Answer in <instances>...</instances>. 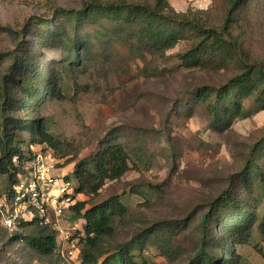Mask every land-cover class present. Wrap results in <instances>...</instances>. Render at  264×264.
<instances>
[{
  "label": "rangeland",
  "instance_id": "obj_1",
  "mask_svg": "<svg viewBox=\"0 0 264 264\" xmlns=\"http://www.w3.org/2000/svg\"><path fill=\"white\" fill-rule=\"evenodd\" d=\"M89 1L92 0H0V55L5 56L0 76L14 67L6 56L9 53L18 56V63L33 59L42 70L61 63L62 53H52L47 48L40 51L31 45L27 33L31 26L36 23L39 26L59 9L80 10ZM226 1L170 0V3L184 13L209 10L211 22L220 26ZM235 35L242 41L249 62L264 68V7L244 22ZM28 48L31 53L25 58ZM184 51L183 46L165 55L154 54L145 47L133 51L120 49L108 58H93L82 73L61 76L62 98L39 107L32 117L46 125L65 151L54 153L45 150L43 145L29 148L32 154H38L37 159L42 156L54 160L51 175L58 183L53 195L64 197L67 194L73 198L69 205L62 206L66 210L61 216L53 207H47L42 216L57 229L60 247L51 255H40L25 244V230L7 231L0 225V264H83L84 243L79 238H70L78 232L85 237L84 222L72 221V206L86 202L92 207L115 196L128 207V215L115 222L114 237L103 241L102 260L138 236L161 227L154 244L143 252L133 250L137 262H190L199 246L197 230L202 217L227 192L240 197L242 180L264 141V110L257 112L255 101L246 102L244 107L249 116L236 118L224 128L214 127L203 107H196L188 117L178 115L182 111L179 105L182 101L186 103L192 93L201 88L217 90L236 74L233 66L224 68L221 64L177 69V57ZM14 77L19 75L15 73ZM109 143L124 146L129 153L130 169L121 179L107 180L96 195L76 194L62 180L75 168L68 160L75 155L86 159L95 154L98 147ZM22 148L28 151L27 142ZM260 163L261 159L257 164ZM10 181L9 175L0 174V207L11 205L6 194V189L12 186ZM31 181L32 177L23 180V184ZM77 184L73 182L71 186ZM30 206L16 204L23 217L31 215ZM181 225L186 228L172 235L173 243L180 247L179 252L171 259L161 256L157 239L171 238L172 233L163 228ZM16 236L19 237L15 239ZM209 238H213L212 235ZM233 250L240 256L241 264H264V231L256 227L247 244L236 242ZM207 252L225 257L222 250L211 245Z\"/></svg>",
  "mask_w": 264,
  "mask_h": 264
},
{
  "label": "trees",
  "instance_id": "obj_2",
  "mask_svg": "<svg viewBox=\"0 0 264 264\" xmlns=\"http://www.w3.org/2000/svg\"><path fill=\"white\" fill-rule=\"evenodd\" d=\"M263 7L264 0H227L222 25L216 26L211 22L209 10L180 12L170 0H92L80 10L59 9L39 26V23L31 26L27 33L31 45L40 51L47 48L52 53L60 52L64 60L42 70L33 59L18 63L17 55H6L14 67L0 76V174L10 176L12 186L6 189L10 202L16 200L23 180L33 176L32 166L38 154L30 152L31 146L43 145L45 150L54 153L65 151L46 125L32 117L33 112L62 98L61 76L82 73L95 57L108 58L120 49L133 51L140 47L165 55L183 46L185 51L177 57V69L192 70L221 64L224 68L233 66L236 74L217 90L201 88L192 93L186 103L182 101L179 105L182 111H176L178 115L188 117L196 107H203L211 124L224 128L236 118L249 116L244 107L246 102L255 101L257 112L264 110V68L249 62L242 41L235 35L244 22ZM27 51L25 58L31 53L30 48ZM3 57L0 55V65ZM15 73L18 78L14 77ZM12 88H15L14 94ZM26 142L28 151L22 148ZM259 159L261 163L257 164ZM129 160V153L122 144H103L86 159L81 160L78 155L69 159L67 163L75 168L62 180L76 194L96 195L107 180L121 179L128 172ZM246 173L240 197L227 192L202 217L197 230L199 246L188 264H241L240 256L234 254L233 244H247L256 227L264 231V141ZM73 182L78 184L71 186ZM66 197L73 199L71 195H64ZM29 208L31 217L22 216L17 229L27 232L23 239L29 249L40 255H51L60 247L59 233L37 209ZM72 210V221L84 222L85 237L78 232L70 238L83 241V264H146L137 262L133 250L143 252L154 244L162 230L160 227L138 236L102 260L105 255L103 241L114 237L115 222L128 215V207L115 196L92 207L79 202ZM186 225L163 228L172 233L171 238L157 239L161 256L171 259L179 252L180 247L173 243L172 235L185 229ZM211 235L213 238H209ZM209 245L222 250L225 257L210 255L207 252Z\"/></svg>",
  "mask_w": 264,
  "mask_h": 264
},
{
  "label": "built area",
  "instance_id": "obj_3",
  "mask_svg": "<svg viewBox=\"0 0 264 264\" xmlns=\"http://www.w3.org/2000/svg\"><path fill=\"white\" fill-rule=\"evenodd\" d=\"M54 169L55 163L52 158L38 157L34 164L32 181L28 185L23 184L18 188L16 200L11 202V205L0 207V225L2 227L10 231L17 229L18 221L22 216L16 204L28 203L37 209L41 216L45 215L47 207H53L57 215L61 216L64 211L62 206L69 205L72 200L70 197L64 198L63 196L59 197L60 195H53V188L58 183V181H54L51 175ZM31 215L25 218H30Z\"/></svg>",
  "mask_w": 264,
  "mask_h": 264
}]
</instances>
